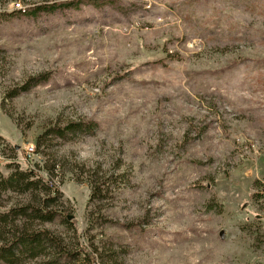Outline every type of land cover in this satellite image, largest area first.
I'll return each instance as SVG.
<instances>
[{"label": "rangeland", "instance_id": "rangeland-1", "mask_svg": "<svg viewBox=\"0 0 264 264\" xmlns=\"http://www.w3.org/2000/svg\"><path fill=\"white\" fill-rule=\"evenodd\" d=\"M67 1L0 0V172L51 176L89 264H264V0L7 15Z\"/></svg>", "mask_w": 264, "mask_h": 264}, {"label": "trees", "instance_id": "trees-1", "mask_svg": "<svg viewBox=\"0 0 264 264\" xmlns=\"http://www.w3.org/2000/svg\"><path fill=\"white\" fill-rule=\"evenodd\" d=\"M108 2L116 4V0H70L58 4L32 6L31 9L23 11L15 9L7 15L14 17L15 14H23L35 17L43 12H53L58 8H72L81 4L98 8L106 4L112 5ZM80 128L88 129V126L67 123L60 128L52 127L37 140V145L40 146V140L48 133L66 139L68 135L82 131ZM12 151L15 153L16 148H12ZM3 156L1 147L0 157L4 160ZM6 165L8 172L6 174L0 172V199L4 195L12 194L27 196L29 202L12 205L0 211V263L24 264L39 259L42 260L40 264H89L86 262L89 256L87 248L79 243L81 235L72 221L64 218V223L72 226L71 230L78 239L77 247L73 248L68 247L61 236L44 227L63 215L59 204L61 194L51 176L42 173L39 168L37 172L35 167H21L16 158ZM103 191L102 186H93L94 197L103 195Z\"/></svg>", "mask_w": 264, "mask_h": 264}, {"label": "built area", "instance_id": "built-area-1", "mask_svg": "<svg viewBox=\"0 0 264 264\" xmlns=\"http://www.w3.org/2000/svg\"><path fill=\"white\" fill-rule=\"evenodd\" d=\"M18 6V5H16ZM19 9V8H18ZM28 152V151H27ZM34 152V148L33 147H29V152L28 153H33ZM1 158V157H0ZM3 158L0 159V161H2Z\"/></svg>", "mask_w": 264, "mask_h": 264}]
</instances>
